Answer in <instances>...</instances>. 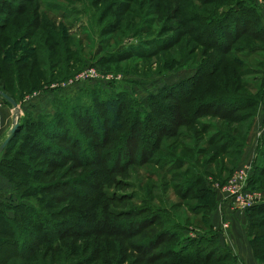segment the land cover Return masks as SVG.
I'll return each mask as SVG.
<instances>
[{
	"label": "rangeland",
	"instance_id": "1",
	"mask_svg": "<svg viewBox=\"0 0 264 264\" xmlns=\"http://www.w3.org/2000/svg\"><path fill=\"white\" fill-rule=\"evenodd\" d=\"M230 1L33 0L27 13L12 14L0 34L7 45L0 53V86L19 103L23 131L10 141V157L41 173L17 174L14 181L0 173V202L38 213L42 249L24 264H192L179 261L186 254L203 259L208 251L215 252L208 264H233L210 223L222 202L216 184L251 162L264 165V94L254 106L228 111L249 115L237 123L221 119L227 103L214 105L223 117L208 115L214 108L207 106L180 118L196 103L187 102L192 98L264 92V6L256 1L248 29L236 31L240 39L233 44V33L223 34V48L230 49L225 55L243 65L223 66L215 82L193 81L202 61L223 55L214 49L220 42L207 41L208 28ZM37 19L44 23L39 32L19 40L31 35ZM176 25L184 29L181 35ZM41 31L50 49L41 48ZM89 67L102 79L81 80ZM190 78L187 94L175 87ZM173 84L177 89H169ZM209 88L213 97L200 96ZM111 100L119 102V128L106 109ZM190 118L197 122L188 123ZM34 126L49 130L44 137L51 144L29 147L36 142L26 133H39ZM220 134L230 141L227 153L220 152ZM260 177L252 188L264 194ZM28 189L33 195H25ZM225 210L231 216L246 212L223 205Z\"/></svg>",
	"mask_w": 264,
	"mask_h": 264
},
{
	"label": "trees",
	"instance_id": "2",
	"mask_svg": "<svg viewBox=\"0 0 264 264\" xmlns=\"http://www.w3.org/2000/svg\"><path fill=\"white\" fill-rule=\"evenodd\" d=\"M33 0H23L21 3H16V2H12L10 0H0V34H2L3 32H5L7 30V28L9 27V21L12 19L11 17L13 16L12 14H25L29 11L28 9V5L27 3L32 2ZM205 1V4L208 3H212L214 0H202ZM220 1V0H219ZM253 2H255V0H235L234 1H230L228 4H226L227 6V11L221 12L218 16H216L214 18V24L212 27V29H209L208 32V40H217L218 42H220V44L218 47L214 46V49H218L221 50L223 55L222 56H218V55H214V58H212L209 61H202L201 64L199 66H197L196 68V73L195 76L193 75V81L198 79L199 85H201L203 83V80L205 78H212L214 79V82L217 78V76H219V73H221V68H223V66H225V69L227 70L229 68L230 65H243L239 62L234 61L232 58H227V56L225 54H227L229 52L230 49L228 48H223L226 44V42L224 41L223 38V34H232L231 36L232 39V43L235 44L236 41H238L240 39V35L238 36L237 34V30L242 29H248V25L247 23H250V14L255 15V11L257 10V6L253 5ZM256 3V2H255ZM115 5L111 4L108 8L110 9L111 7H113ZM108 9V10H109ZM124 11H122L120 13V15H123ZM261 14V13H260ZM246 16H248V19L246 20ZM257 16V15H256ZM243 18V19H242ZM258 18V16H257ZM256 19V18H255ZM223 20H225L224 23ZM34 22L31 23V26H34L33 31L31 33V35L25 36L23 38H20L19 40H29V37H33L35 36V34L37 32H39V30L41 29V26L44 25V23L41 20H33ZM243 21V22H242ZM212 21H208V24H211ZM227 23V25H225ZM255 23V21H254ZM234 24V26H233ZM46 25V24H45ZM179 35H181L184 32V29H182V27L179 25L177 26ZM236 32V33H235ZM38 41L42 42L43 45L41 46V48L43 47H49L48 42L49 40L45 39V36L47 33H45L44 31H41L40 33H38ZM48 39H49V35H47ZM3 42H0V53L1 51L5 48V46L7 47L6 44H1ZM208 45V44H207ZM162 48V47H161ZM48 54H50V51L48 52ZM227 60V61H226ZM224 69V70H225ZM243 72V71H242ZM244 73V72H243ZM24 75H22L23 78ZM32 77V73L30 75H28V77ZM184 79L178 83H176V86L173 84L172 87H170L169 89L172 88H180L181 86H183L184 88V92L187 94L188 92H190V88L192 87V84L190 80L192 79ZM196 81V83L198 82ZM175 86V87H174ZM175 88V89H177ZM182 88V87H181ZM214 88V87H213ZM174 89V90H175ZM216 90V88H214ZM0 90H3L7 93V90L4 87L0 86ZM207 92H202V94L200 96H204L206 93H209L210 97H213L216 92H211V88L206 90ZM9 93V92H8ZM7 93V94H8ZM263 94H259L258 92L255 93L254 95H251V97H239L237 95H231L229 97L227 96H219V97H213L210 98L209 100H206L204 102H202L201 100H196L195 98L188 100V103H192L195 102L196 103H192V107H190L188 110H184L182 112V115L180 116V118L182 119V122L184 120V118H187L188 116L191 115H197L201 112V110L207 106L213 107V111H211V113H208L214 116H220L223 117L221 114L219 108L214 107L219 105L220 107L223 106V104L227 103V106L229 109H227V112L225 113L226 116L221 118V119H226L228 120L230 123H237L241 120H244L246 118H249V115L245 116V115H239L236 117H233L230 114H227L228 111L231 110H241L243 107H241L242 103L245 104H249L250 106H254L257 102L259 103L260 101H262L263 99ZM165 95V94H164ZM163 95V96H164ZM167 97V95L165 96ZM169 98H171V96H168ZM173 97V96H172ZM175 98V97H174ZM177 98V97H176ZM184 98V97H181ZM181 98H177L179 101L183 102V99L181 100ZM241 99L243 102H237L234 103L233 101L236 99ZM222 104V105H221ZM118 108H119V102L118 101H108L106 103V109L107 111L111 114V124L114 128H119L121 126V124L119 123V112H118ZM181 109L180 105H176L175 109ZM60 115V114H59ZM169 118V117H168ZM177 117H173L172 121L175 123H180V118L179 121H175ZM194 120V121H193ZM189 122H195V118H190ZM197 122V121H196ZM195 122V123H196ZM158 125H163L161 123H159ZM22 123L20 122V126L18 128V130L20 131L18 133L21 134L23 131V128L21 127ZM25 126V124H24ZM42 127L46 128V125H44V121L41 125ZM57 126V125H56ZM55 125L52 126V128L54 130H57V127ZM35 127V126H34ZM22 128V129H21ZM36 128V127H35ZM34 128V129H35ZM100 128V127H99ZM38 130V128H36ZM101 129V128H100ZM18 130L15 132V134L12 136V138L10 139V141L15 137L16 133L18 132ZM60 132L64 133L63 129L60 127L58 129ZM49 131L48 129L44 130V133L40 130H38V134L36 135H29L27 134V140H33L34 142H36V144L29 143V147H37L39 146L38 144L41 143L40 146L45 147L48 146L50 141L48 139H46L45 133ZM50 133V132H49ZM48 133V134H49ZM226 135H228L229 137H231V133H226ZM221 137L220 140H224L221 144H220V152L221 153H227L229 150V147L231 146L229 143L230 141L227 140L225 138V135H219ZM52 137H56V135H52ZM17 138V136L15 137ZM26 140V141H27ZM216 138H211V142L215 143ZM9 141L8 145L6 146V148L2 151L4 152V157L2 158V160L0 161V173L5 172V175L9 176L11 180L14 181L15 179V175L17 174H24L25 178H32V176L34 174H41L39 171H35L33 170V172L31 171V168L29 167V165L26 164L25 161L20 160L18 157H16L15 155L11 156V150L12 147H9L11 142ZM45 145V146H44ZM10 172V173H8ZM264 174V165L255 164L254 166V173L253 176L251 177L250 180V184L249 186L252 188V185L255 184V181L259 178H261L260 176ZM18 178V177H16ZM224 183V182H223ZM27 185L29 186V183H27ZM194 185V183L190 184V186ZM23 186H25V184H18L19 188H22ZM49 188V186H47ZM38 187L35 186L33 187V191L36 192V189ZM188 189V188H187ZM33 191L29 190L26 191L27 193H25V195H33ZM218 197V196H217ZM217 203H218V199H217ZM24 205V204H23ZM26 207V211L22 212L23 209L22 207H20V205H9V204H5L0 202V264H7V262L9 260H13L14 258H16L17 260H20L22 263L24 264L25 261L33 258L35 256V254L40 251L42 249L41 243L39 241V236L38 233L36 232V228L38 230H40L41 227H39L38 225V221H36L37 219V214H35V217L33 215V213L35 212L34 208L30 207L28 208V206L24 205ZM13 212V213H12ZM246 215H247V227H246V231H247V235L250 239L254 254L256 256V258L262 262L264 264V202L263 203H259L256 204L250 208H248L246 210ZM154 214V213H152ZM46 219V218H45ZM151 219V217L149 216L148 218H143L141 220H149ZM45 223L49 224V222ZM210 223L212 225V230L214 232V237L217 240H220L219 243H217L219 245L220 250H222V253H224V256H226L225 258H227V256L232 260V263L235 264V257L232 254V251L230 250V248H228L227 245H223L222 246V236L220 234V232L217 230H215L213 227V223L210 217ZM48 229H45V232ZM20 231H23V233H20ZM165 231H168L167 228L164 229V231L161 233L163 234ZM218 242V241H217ZM13 250L12 253L10 250ZM214 251H211V253H206L205 256H203V259L200 257L197 258H193V255H188L186 254L185 256H182L181 260L179 262H186V263H192V264H208L209 262H211V258L214 255ZM196 257V256H194ZM219 257H217L215 259L214 262H218ZM225 258H223L224 260H226ZM203 260V261H201Z\"/></svg>",
	"mask_w": 264,
	"mask_h": 264
},
{
	"label": "built area",
	"instance_id": "3",
	"mask_svg": "<svg viewBox=\"0 0 264 264\" xmlns=\"http://www.w3.org/2000/svg\"><path fill=\"white\" fill-rule=\"evenodd\" d=\"M258 4L264 6V0H255ZM96 68L89 67L84 71L81 80L102 79ZM252 162L235 170L233 174L222 184H216L218 195L221 197L220 209L223 211V205L231 210L245 211L248 208L264 202V194L254 190L249 186L251 177L254 173ZM230 227V221L226 219L223 213L221 229L219 232L222 239L227 240V230Z\"/></svg>",
	"mask_w": 264,
	"mask_h": 264
},
{
	"label": "crops",
	"instance_id": "4",
	"mask_svg": "<svg viewBox=\"0 0 264 264\" xmlns=\"http://www.w3.org/2000/svg\"><path fill=\"white\" fill-rule=\"evenodd\" d=\"M263 11L262 13H264ZM13 111V107L0 95V145L7 138L10 129L13 126L15 117ZM216 213L217 214H214L212 220L216 231L221 229L223 213L226 215V219H231L230 227L226 233L227 240L223 241L227 244L228 248H230L232 254L235 256V264H263L256 258L246 232V212H238L231 216L230 212H227L226 210L224 212L219 207V211ZM216 216L219 220H217Z\"/></svg>",
	"mask_w": 264,
	"mask_h": 264
},
{
	"label": "water",
	"instance_id": "5",
	"mask_svg": "<svg viewBox=\"0 0 264 264\" xmlns=\"http://www.w3.org/2000/svg\"><path fill=\"white\" fill-rule=\"evenodd\" d=\"M0 95L13 107L14 109V123L12 128L10 129V134L8 137L3 141V143L0 145V152H2L6 146L8 145L10 139L15 134V132L18 130L20 126L19 116L21 114V107L19 103L9 94H7L5 91L0 90Z\"/></svg>",
	"mask_w": 264,
	"mask_h": 264
},
{
	"label": "bare ground",
	"instance_id": "6",
	"mask_svg": "<svg viewBox=\"0 0 264 264\" xmlns=\"http://www.w3.org/2000/svg\"><path fill=\"white\" fill-rule=\"evenodd\" d=\"M10 134V133H9ZM8 137V136H7Z\"/></svg>",
	"mask_w": 264,
	"mask_h": 264
}]
</instances>
